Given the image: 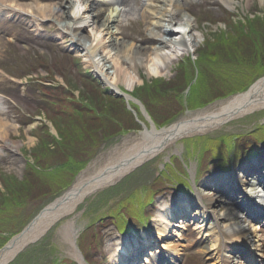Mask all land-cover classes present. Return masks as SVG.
Wrapping results in <instances>:
<instances>
[{"label": "rangeland", "instance_id": "obj_1", "mask_svg": "<svg viewBox=\"0 0 264 264\" xmlns=\"http://www.w3.org/2000/svg\"><path fill=\"white\" fill-rule=\"evenodd\" d=\"M231 1V5L224 0H191L186 3V9L196 20L194 32L203 35L204 43L195 42V51L176 61L172 76L148 79L143 87L132 92L137 98L147 100L143 104L157 121L178 120L185 114L187 106L200 107L216 98L244 92L251 82L264 76L262 60L250 69H244L242 65H231L234 59H228L231 56H228V46L231 45L252 44L250 47L255 51L260 45L264 48V26L259 24L264 21V3L261 0ZM52 2L64 9L67 0ZM131 4L134 9L124 16H134L135 19L128 21V27L112 21L113 35L128 46L159 44L146 29H153L154 24L150 21L156 12L149 11L158 9L161 2L132 0ZM109 6L92 0L89 12L98 21L105 20ZM143 9L147 11L144 15L141 13ZM252 30L255 33L251 35ZM87 31L85 27L82 33L87 34ZM106 34L110 40L111 34ZM227 34L234 37L229 36L227 41ZM66 37L67 34L61 36L51 21L35 25L23 14L0 8V116L11 124L9 137L19 142L18 150L0 151V248L59 192L70 188L81 174L97 168L123 138L143 129L140 123V119L146 117L143 106L136 104L137 107L130 101L133 105L130 107L124 96L106 87L99 75L85 66L81 47L70 43ZM111 49L117 53L120 51L116 47ZM238 52L242 60H253L240 49ZM193 55L196 60L192 59ZM260 58L264 59V56ZM187 90H191L190 96ZM67 92L73 93L74 99L72 95L70 99ZM79 92L81 102L77 99ZM190 98L194 102L192 105L187 103ZM70 104L74 106L72 109ZM234 120L207 131L203 138L177 142L178 152L173 153V150L159 155L119 177L115 184L89 193L76 209L74 224V241L85 259L91 264H114L111 262L112 253L118 242L126 236L135 238L134 230L158 237L154 217L159 200L169 205L175 201L183 204L188 198L196 201L199 193L214 192L211 179L231 164L234 170L228 168L224 172L235 176L237 185L243 187L237 173L243 172L240 166L245 159L237 166L235 162H240L238 154L240 150H248L251 144L248 140L253 135L261 142L260 146L264 144V108ZM53 128L58 136L53 135ZM111 131L117 135L104 140L106 136L103 134ZM235 132H244L239 145L245 146H236V152L229 146ZM100 139L104 141L100 142ZM197 156L200 157L198 166ZM163 168L167 171L164 172ZM185 168L188 174H185ZM7 186H12L15 192L8 194ZM247 186L251 185L248 183ZM201 199L202 203L207 202L205 196ZM233 201L224 202L218 198L213 208L221 213L227 207H234ZM202 219L191 217L183 222V227L175 226V232L168 233L172 234L171 238L159 240L161 247L167 239L175 243L163 248V252L180 255L178 264L214 262L217 253L213 256L214 250L205 248V234L200 236V228L195 227V221ZM205 219L208 222L205 230L210 232V226L217 222L212 217ZM62 220L42 239L23 245L24 248L22 246L15 258L6 264H81L72 240L61 235ZM177 232L180 235H176ZM222 232L228 237L226 228H222ZM258 234L264 237V233L259 231ZM259 237L254 241L255 247L262 249L264 239ZM217 251L222 252L219 248ZM262 251L264 253V249Z\"/></svg>", "mask_w": 264, "mask_h": 264}, {"label": "bare ground", "instance_id": "obj_2", "mask_svg": "<svg viewBox=\"0 0 264 264\" xmlns=\"http://www.w3.org/2000/svg\"><path fill=\"white\" fill-rule=\"evenodd\" d=\"M161 2L160 7L158 9H154L153 11L149 12H156V15L153 16V20L150 21L151 24H154L152 29L153 34L159 35L161 33H165L168 36H175L180 35L178 33L165 30V26L169 24H174V22L181 17L182 14L188 13L190 14V18H192V14L186 9V3L191 0H158ZM226 4L231 5V0H224ZM132 0H111L112 4L120 5L128 9V12L134 9V6L131 4ZM53 8L51 13L55 16V18L60 20H67L70 19L68 16L67 11L64 12V15L61 17L59 15V11L56 10L58 6L56 3H53ZM66 5V4H65ZM64 5V8H65ZM59 10H64L61 6H58ZM92 9V4L90 5V10ZM174 10V11H173ZM11 13H15V11L9 9ZM127 13V12H126ZM141 13L144 15L147 13L146 9L141 10ZM125 15V13H123ZM156 18V19H155ZM97 26L100 25L101 21L106 25V33H110V40L106 47L110 48L109 45L112 47H116L120 51L118 53L124 54L127 53L131 56L132 60L135 62L148 54L151 53L152 48L154 46H164L162 41L155 39L153 36H150L153 40H158L159 44L152 43L147 46H128L123 41L118 40L116 36L113 35L115 30L112 29L111 22L117 20L118 17L113 18L111 20L105 19L98 21L99 19H95ZM195 18L192 19V27L190 29V33L194 32L196 29V22ZM83 28L75 29L77 34L82 33ZM163 31V32H162ZM84 34V33H82ZM254 34V33H253ZM195 42H197L196 38L193 37L191 41L192 48H194ZM181 45H184L187 48V45L183 40L179 41ZM124 44L127 46L125 47ZM75 45H78L75 43ZM79 46V45H78ZM124 46V49H123ZM80 47V46H79ZM82 49V48H81ZM83 51V49H82ZM122 51V53H121ZM115 52H117L115 50ZM190 51H185V54ZM229 52V51H228ZM183 56V55H182ZM181 57V56H180ZM173 60L172 63L168 66V70L171 72L173 67L178 59ZM128 69L129 65H122ZM136 69L139 70V65H135ZM172 73V72H171ZM172 76V74L170 75ZM127 97L136 99L131 95L128 91H126ZM264 107V78L259 80L257 83L253 84L248 91H244L241 93H235L225 98L217 99L211 102L208 105L202 106L198 109H190L183 114V117L177 120L176 122L166 125V126H158L152 121H147L144 123L145 127L143 130L138 131L137 133H133L132 135H128L129 137H125L121 140L119 144L113 147L112 150L108 154H106V158L98 165L97 168L89 170L90 173H83L79 176L78 180L73 184V186L63 195V198L57 204H54L47 208L33 223L30 227L29 231L23 236L14 241L11 246H9L6 250L0 252V264H2L8 258H11L13 254L26 242L30 239L36 238L41 232H43L50 224L54 223L55 221L64 217L59 230L61 235L64 238L74 241V234L75 230V214L78 204L81 200L86 197L89 193L93 190H96L100 187H105L106 184L113 182L116 180L121 174H123L126 170L130 169L131 167L141 163L142 161L145 163L146 161L155 158L159 155L167 154L168 152L179 151V146L177 142L182 139V137L195 135L197 133H206L207 131L216 129L217 127L226 125L233 121L230 117L232 114L238 112L235 116V119L242 117V115L248 114L249 112L252 113V110H256L257 108ZM150 122V123H149ZM11 128V124L8 122L7 118H2L0 116V151L5 149H19V142L14 141L9 137V130ZM134 135V136H133ZM136 135V136H135ZM246 173H257V169L262 168L258 172V175H255V179L257 180L258 184L263 187L264 182V155L251 160V162L246 163ZM253 174V175H254ZM246 176V174H244ZM224 180L220 182L218 180ZM212 179L213 182H217L218 190L212 193H199L197 203H202V197L205 196L207 202L199 204L198 207L195 209V213L193 214L194 217L200 215V218H204L202 220L196 221V228H201L200 231L205 233L207 242L205 243V248H209L210 250H214L213 253L217 252V249H221L223 251L222 256H220L219 252L213 257L214 262L217 264H241L238 261L237 253H235L234 248H237L236 251L242 250L243 244H250L253 247L256 245L255 240L259 237L258 230L256 225L253 226L251 224H247L240 218V214L235 208L227 207L221 213L215 210V201L219 198L224 197L222 193L223 186L225 184L230 185L228 188V192L232 190H236L237 186L235 182H233L232 176L227 177H219ZM246 178V177H245ZM248 179V178H246ZM251 180L248 179L249 185H251ZM260 182V183H259ZM214 194V195H213ZM233 193L228 195V198H231ZM262 197L264 193L260 194ZM244 198L241 200L240 205L245 200V198L249 199L248 196H243ZM221 200V199H220ZM227 200V199H226ZM253 202L256 199L252 200ZM161 199L159 200V208L157 211L156 216L154 219L157 222L158 229V238L163 239L166 237H172L171 233L169 232L174 231V227H183V218L179 216L181 219L177 220L180 222H172L171 216L172 213L175 212L176 204L169 205L161 203ZM188 203V202H187ZM172 204V202H171ZM190 204V203H189ZM240 205H236L237 209ZM191 209V206L187 205L186 211ZM258 211L250 209V214L253 217V214H256ZM219 213V214H218ZM181 213L180 215H183ZM214 214V217H213ZM192 216V217H193ZM212 217L216 219L218 225H214L210 227V232L205 230L207 226V221L205 218ZM220 222L222 224H220ZM217 228V229H214ZM222 228H226L228 230V237H232L233 241L229 242V239L223 234ZM213 230V231H212ZM179 231V230H178ZM176 235H180L177 234ZM255 237V238H253ZM264 238L263 236L259 237ZM228 239V240H227ZM172 240L167 239L164 241L163 248H168L171 245H175V243H171ZM132 242V243H131ZM145 242V241H144ZM147 243H152L154 240L146 238ZM135 245L134 240H129L127 237L120 240L118 245L116 246L114 252L112 253V260L114 264H120L121 261H116L117 259L121 258L122 260L128 258L127 260L132 262L136 261L138 256V251L144 250V246L140 245L139 249L136 250L132 248ZM230 246V248H229ZM239 249V250H238ZM245 249V248H244ZM264 249V247H263ZM173 250H175L173 248ZM162 251V250H161ZM159 252L158 250L150 252L147 256V261H151L152 264H172L173 260L169 261L163 259L161 260V254L163 252ZM170 252V251H169ZM168 252V253H169ZM176 252V250H175ZM79 258H81V254L79 251H75ZM128 253V254H126ZM152 255L151 257H149ZM173 258V253H169ZM123 256L125 258H123ZM145 260V259H144ZM146 261V262H147ZM246 264V263H242Z\"/></svg>", "mask_w": 264, "mask_h": 264}, {"label": "clouds", "instance_id": "obj_3", "mask_svg": "<svg viewBox=\"0 0 264 264\" xmlns=\"http://www.w3.org/2000/svg\"><path fill=\"white\" fill-rule=\"evenodd\" d=\"M100 3L110 5L105 12L106 19L118 17L116 23L128 27V21L135 17H125L123 13L128 9L112 4L111 0H99ZM264 3V0H261ZM92 0H67L64 10L59 11L62 17L67 11L70 19L60 20L55 18L51 13L53 8L52 0H0V8L11 9L15 12L29 17L35 25L51 21L59 29L61 36L67 34L66 39L70 43H77L82 49L81 52L85 66L91 68V71L98 74L106 87L112 89L115 93L121 94V88L128 92H133L137 87H143L146 80L167 79L172 74L168 70V66L173 60L185 54V51L194 52L191 41L196 38L198 44L204 43V37L200 32L190 33L192 27V19L190 14L184 13L174 24L165 26L167 32L172 31L180 35L168 36L165 34L155 35L151 27L146 32L155 39L163 42L164 46H154L147 56L133 61L127 53L120 54L106 47L109 42L108 34H106V25L101 21L97 26L93 19V13L89 12ZM87 28V34H77L75 29ZM119 31V29H116ZM62 38L61 40H63ZM183 40L187 45H181L179 41ZM196 60L195 55L192 56ZM129 65L128 69L122 65ZM135 65H139V70ZM53 135L58 134L53 128ZM243 191L250 197H254L258 204L264 206V198L260 195L264 193V187H261L255 178L251 180V186H247L248 181L241 172L238 174ZM241 218L243 214L241 213Z\"/></svg>", "mask_w": 264, "mask_h": 264}, {"label": "trees", "instance_id": "obj_4", "mask_svg": "<svg viewBox=\"0 0 264 264\" xmlns=\"http://www.w3.org/2000/svg\"><path fill=\"white\" fill-rule=\"evenodd\" d=\"M258 21H261V20H258ZM260 26H264V21H261L260 23ZM253 33H255V30H252V32H251V35L253 34ZM229 36H231V37H234L232 34L231 35H228L227 34V36H225L226 37V40L227 41H229ZM250 45H252V44H249V45H242V46H240V47H237V46H234V45H231V46H228V48H229V51H230V53L228 52V56H229V54L231 55V56H229V58L231 59H237V60H242L241 58H242V56L241 57H239V55H240V53L238 52V49H240L241 50V53L242 54H247L246 55V57H248V56H256V58H260V56H264V48H263V50H258V48L259 47H257V49H256V51L252 48V47H250ZM249 49H251L250 51H248ZM235 50V51H234ZM234 53V54H233ZM249 53H251V54H249ZM239 54V55H238ZM249 54V55H248ZM261 59V58H260ZM262 60V59H261ZM257 61V60H256ZM262 61H264V59L262 60ZM232 62V61H231ZM243 62V60L241 61V62H237L238 64L239 63H242ZM254 64L255 63H257V62H255L254 60L252 61ZM244 63V62H243ZM221 64H223V63H220V65ZM232 64H234V63H231V65ZM225 64H223V66H224ZM227 65V69H229L228 68V65L229 64H226ZM223 68V67H222ZM155 86L156 85H158V84H154ZM151 87H152V85H151ZM92 98V97H91ZM106 122V124L108 123L107 121H105ZM134 122V121H133ZM109 124V123H108ZM107 134V133H106ZM97 137V136H96ZM44 142V141H43ZM66 150H68V148H66ZM5 177H4V181H5ZM7 191H8V194H12V193H14L15 191H14V188L12 187V186H7ZM3 195V194H2Z\"/></svg>", "mask_w": 264, "mask_h": 264}, {"label": "water", "instance_id": "obj_5", "mask_svg": "<svg viewBox=\"0 0 264 264\" xmlns=\"http://www.w3.org/2000/svg\"><path fill=\"white\" fill-rule=\"evenodd\" d=\"M55 203H57L56 201L53 203V204H55ZM49 206H47V207H45L44 209H43V211H45V209L46 208H48ZM43 211L38 215V216H36L35 218H34V220L30 223V224H28L20 233H18L17 235H15L4 247H2L1 249H0V251H4L5 249H7L8 247H9V245H11L14 241H16L17 239H19L20 237H23L28 231H29V229H30V227L33 225V223L35 222V220H36V218L37 217H39L42 213H43ZM38 219V218H37Z\"/></svg>", "mask_w": 264, "mask_h": 264}]
</instances>
